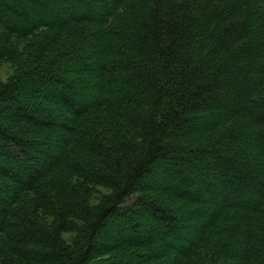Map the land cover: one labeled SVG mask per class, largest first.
Returning <instances> with one entry per match:
<instances>
[{"label":"trees","instance_id":"1","mask_svg":"<svg viewBox=\"0 0 264 264\" xmlns=\"http://www.w3.org/2000/svg\"><path fill=\"white\" fill-rule=\"evenodd\" d=\"M4 63L0 264H264V0H0Z\"/></svg>","mask_w":264,"mask_h":264},{"label":"rangeland","instance_id":"2","mask_svg":"<svg viewBox=\"0 0 264 264\" xmlns=\"http://www.w3.org/2000/svg\"><path fill=\"white\" fill-rule=\"evenodd\" d=\"M13 72L12 66L10 63H4L0 67V82L5 81L8 76ZM102 191H106L105 189H102ZM132 202V198L127 199V203ZM67 237H69L68 234H66Z\"/></svg>","mask_w":264,"mask_h":264}]
</instances>
